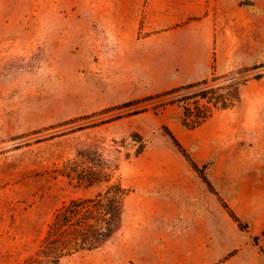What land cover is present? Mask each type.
<instances>
[{"label": "rangeland", "instance_id": "1", "mask_svg": "<svg viewBox=\"0 0 264 264\" xmlns=\"http://www.w3.org/2000/svg\"><path fill=\"white\" fill-rule=\"evenodd\" d=\"M211 72L225 82L264 73V0H0V264L34 254L58 207L104 187L61 173L67 162L89 165L86 156L130 189L124 222L100 248L59 264H220L233 254L239 227L207 172L235 174L234 158L247 155L263 163L258 187L264 77L195 130L176 105L121 107ZM173 139L193 162L194 151L209 154L199 167L217 194ZM178 174L194 175L204 192L196 204L166 202L165 192L185 184Z\"/></svg>", "mask_w": 264, "mask_h": 264}, {"label": "trees", "instance_id": "2", "mask_svg": "<svg viewBox=\"0 0 264 264\" xmlns=\"http://www.w3.org/2000/svg\"><path fill=\"white\" fill-rule=\"evenodd\" d=\"M256 66L237 69V73L249 72ZM227 75L211 72L209 77L171 87L161 92L133 99L121 104L128 107L129 113L136 114L148 109L159 112L166 105L180 108V122L188 129H193L209 119L216 110L227 109L239 101V90L251 79H260L262 74H248L241 78L223 81ZM178 149L188 158L192 168L198 172L208 189L217 192L199 167L185 154L182 146L175 140ZM89 165L66 163L61 173L74 179L78 186L91 187L104 182V187L92 196L73 198L58 207L46 225L45 232L34 254L13 264H59L63 257L72 254L92 251L103 246L121 228L124 214V201L130 192L122 185L120 176H112L107 172L106 162L101 158H89ZM115 171L119 164L115 163ZM230 217L241 230L248 228L231 210L228 204L220 199ZM254 242L257 243L256 238Z\"/></svg>", "mask_w": 264, "mask_h": 264}, {"label": "crops", "instance_id": "3", "mask_svg": "<svg viewBox=\"0 0 264 264\" xmlns=\"http://www.w3.org/2000/svg\"><path fill=\"white\" fill-rule=\"evenodd\" d=\"M220 110H216L209 119L194 128V130L204 126ZM209 160V154L197 156L194 151V163L198 166L204 165ZM234 160L236 161L234 164L237 166L235 174H229L225 167L221 166L215 169V173L207 172L208 179L214 183L231 210L242 222L248 225L247 230L242 231L235 223L238 232L231 243L232 247L227 252L236 251L220 264H264V177H259L257 188L253 186L254 175L261 170L263 163L256 162L252 164L251 159L242 154ZM177 176L180 183L184 182L185 184L178 190L165 192L166 202L174 201L176 204L185 203V205L196 204L197 201L194 200V196L199 195V193L204 195V192L202 189L199 190L198 186L195 188L194 175L178 174ZM128 196L129 194L126 195L124 201V214ZM205 205L208 216L213 219V202L207 200ZM179 213L181 211L176 212V215ZM197 217L198 212L194 211L195 220ZM254 238H256L257 243L254 242Z\"/></svg>", "mask_w": 264, "mask_h": 264}]
</instances>
